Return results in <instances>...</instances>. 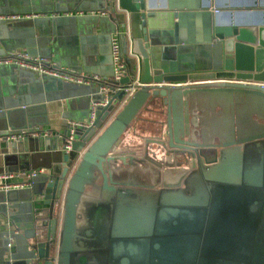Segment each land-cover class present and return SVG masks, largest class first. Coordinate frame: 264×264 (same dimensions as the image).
I'll return each instance as SVG.
<instances>
[{
    "label": "water",
    "instance_id": "95a60500",
    "mask_svg": "<svg viewBox=\"0 0 264 264\" xmlns=\"http://www.w3.org/2000/svg\"><path fill=\"white\" fill-rule=\"evenodd\" d=\"M235 4L249 10H155L153 0H63L47 10L55 46L85 26L119 32L127 74L118 83L139 67L143 85L126 98L118 90L89 125L33 136V125L48 124L49 88L63 81L26 70L3 76L0 119L10 134L26 133L1 152L44 170L28 200L46 215L31 216L30 235L14 233L22 222L1 190L0 255L35 264H264V9L254 10L264 0ZM8 22L1 49L16 34ZM154 102L161 110L141 133L138 119Z\"/></svg>",
    "mask_w": 264,
    "mask_h": 264
},
{
    "label": "crops",
    "instance_id": "0c3cea01",
    "mask_svg": "<svg viewBox=\"0 0 264 264\" xmlns=\"http://www.w3.org/2000/svg\"><path fill=\"white\" fill-rule=\"evenodd\" d=\"M203 1L206 3L207 0ZM232 1L245 3L249 0ZM61 2L63 0H0V22L11 21L8 22V25L10 24L9 28L16 31L13 40L4 49L0 48V56L11 51H26L31 56H42L49 59L55 58L57 62L58 60L60 61L59 65L54 61L57 66L74 68L86 74L97 75L103 80H109L113 73L110 46L113 33L110 34L105 28H100L97 25L85 26L86 29L78 31L77 34H68L70 37H68L67 32L63 31L62 34L67 35V38L60 37V43L55 46L50 19L56 15L48 13L47 10H54L53 5ZM201 2L202 0H153L155 10H218L219 12L226 10H249L245 8L246 6L238 4L231 7V0H210V7L208 8H205ZM260 9L264 8L254 7V10ZM192 53L194 54L195 50ZM20 70L22 69L16 68L13 62L0 64V78L3 80L0 82V111L8 107V105L2 104V94L4 95L5 93L7 96L9 93L5 89L7 82L4 80V77L8 73L28 75V73ZM18 81V79H15V88L18 86ZM24 81L27 82V80ZM50 88L44 101L45 110H41L46 116L48 124L40 127L33 125L34 131L46 134L48 131L56 130L58 126L64 125L68 121L87 122L90 103L96 94V85L92 84L88 86L63 81L60 86L55 84ZM12 96H15V94ZM157 115L153 110L144 111L140 116L141 118L138 119L137 125L139 128L137 126L136 130L145 133L140 128L142 123L156 119ZM43 119L42 117L35 120L43 121ZM36 121L31 120L30 122L35 124ZM24 132L26 133V131H20L14 134L22 136ZM9 134L5 121L0 119V191H9L6 206L9 209L16 210L22 222L16 229L12 228L13 232L20 235H30L29 233L33 230L32 220H30L31 216H33L34 220L38 214L45 216L46 213L37 211L36 215V210L30 207L31 203L28 199L30 198L32 188L4 189V187L13 184L27 183L30 180L27 176L28 172L32 170L28 166V162L24 158L21 159V156L19 159H14L11 158L10 151L9 153L1 152V147L7 141L6 136ZM130 137H132L131 132L127 135L128 139ZM15 242L14 238V241L11 242L12 248ZM9 253L10 251L3 253V256L0 255V264H35L34 261L28 262L12 257L11 254L7 260L6 257Z\"/></svg>",
    "mask_w": 264,
    "mask_h": 264
},
{
    "label": "built area",
    "instance_id": "2783aa9c",
    "mask_svg": "<svg viewBox=\"0 0 264 264\" xmlns=\"http://www.w3.org/2000/svg\"><path fill=\"white\" fill-rule=\"evenodd\" d=\"M101 14H103L101 12ZM111 58H112V67L113 73L112 77L109 80H103L102 78L98 77L97 75L86 74L81 70H76L74 68H65L61 66H57L56 63L46 57L42 56H31L26 51H11L3 56H0V64H7L13 62L15 67L18 69L30 71L39 78L43 77H54L61 79L62 81H68L76 84H83V85H96V94L102 96L100 100L92 99L90 103L89 113H88V120L86 123H79L74 121H68L70 126L73 128L79 125H89L94 122L96 117V111L100 107H104L110 97L115 94L118 90H124L125 98L131 95L137 88L143 85L139 81L138 69L136 73L132 76V79L126 84H119L118 82L122 77L127 74L126 64L124 62V55L122 54V48L120 43V33L115 32L113 33L111 40ZM130 54L129 51H127ZM182 85L193 84L189 81L180 83ZM124 99V98H123ZM123 100L117 105V108L114 109L113 113L120 107ZM33 136L38 135L37 131L32 133ZM21 137L20 134H9L6 136L7 141H12L19 139ZM71 142H72V134L66 139L65 150L66 152L71 149ZM44 173L43 169H34L28 172L29 181L27 183H20V184H13L10 186L4 187L5 190L8 189H20V188H31L33 185L32 179L38 175ZM41 221H37V227L42 228ZM13 240L10 239V243L8 246L11 245Z\"/></svg>",
    "mask_w": 264,
    "mask_h": 264
},
{
    "label": "flooded vegetation",
    "instance_id": "af4514ba",
    "mask_svg": "<svg viewBox=\"0 0 264 264\" xmlns=\"http://www.w3.org/2000/svg\"><path fill=\"white\" fill-rule=\"evenodd\" d=\"M161 105L159 104V102H154L153 103V106L151 107L152 109H151V111L153 110V111H155L157 114L159 113V111L161 110ZM182 150V149H181ZM177 155H179L180 156V158L181 157H183V156H181V155H183L181 152H177L176 153ZM178 157V156H177ZM179 158V157H178ZM182 162V161H181ZM190 164V163H189ZM184 165V164H183ZM184 167L185 168H187L188 167V164L187 165H184Z\"/></svg>",
    "mask_w": 264,
    "mask_h": 264
}]
</instances>
